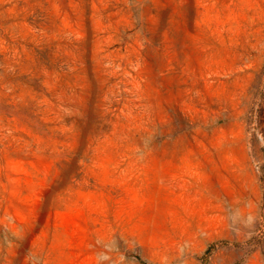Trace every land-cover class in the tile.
Listing matches in <instances>:
<instances>
[{
    "label": "rangeland",
    "instance_id": "374dc122",
    "mask_svg": "<svg viewBox=\"0 0 264 264\" xmlns=\"http://www.w3.org/2000/svg\"><path fill=\"white\" fill-rule=\"evenodd\" d=\"M0 264H264V0H0Z\"/></svg>",
    "mask_w": 264,
    "mask_h": 264
}]
</instances>
